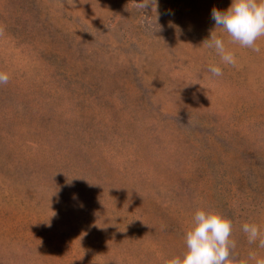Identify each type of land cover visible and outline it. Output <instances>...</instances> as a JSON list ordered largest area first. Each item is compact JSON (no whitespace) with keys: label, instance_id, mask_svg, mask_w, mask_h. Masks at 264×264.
<instances>
[{"label":"rangeland","instance_id":"rangeland-1","mask_svg":"<svg viewBox=\"0 0 264 264\" xmlns=\"http://www.w3.org/2000/svg\"><path fill=\"white\" fill-rule=\"evenodd\" d=\"M139 2L0 0V264H165L199 207L264 256V37L224 65L231 0Z\"/></svg>","mask_w":264,"mask_h":264},{"label":"clouds","instance_id":"clouds-1","mask_svg":"<svg viewBox=\"0 0 264 264\" xmlns=\"http://www.w3.org/2000/svg\"><path fill=\"white\" fill-rule=\"evenodd\" d=\"M156 7V0H140L137 8ZM211 17L215 23L210 38L203 42L208 49H213L224 65L236 66L237 58L230 50L225 40L218 36L216 29H222L230 38L229 43L239 45L241 48H250L260 53L261 48L257 41L264 37V0H231L226 10H211ZM208 72L213 77L223 75L221 67L210 64ZM9 75L0 71V85L9 82ZM242 231L249 244H257L264 249V230L256 223L245 222ZM232 235L231 221L214 209L197 208L190 222L184 229V248L176 255L171 256L165 264H237L232 259L231 250L235 248ZM264 264V256L250 252L247 259L239 264Z\"/></svg>","mask_w":264,"mask_h":264}]
</instances>
